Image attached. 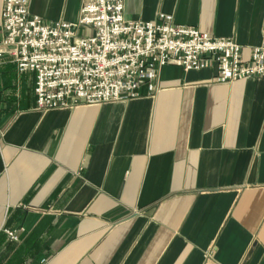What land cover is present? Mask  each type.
Masks as SVG:
<instances>
[{"label":"crops","instance_id":"crops-1","mask_svg":"<svg viewBox=\"0 0 264 264\" xmlns=\"http://www.w3.org/2000/svg\"><path fill=\"white\" fill-rule=\"evenodd\" d=\"M47 24L82 0H29ZM0 0V264H264V76L166 66L141 97L38 111L4 47ZM264 46V0H124L129 22ZM14 233L17 240L8 234Z\"/></svg>","mask_w":264,"mask_h":264},{"label":"built area","instance_id":"built-area-1","mask_svg":"<svg viewBox=\"0 0 264 264\" xmlns=\"http://www.w3.org/2000/svg\"><path fill=\"white\" fill-rule=\"evenodd\" d=\"M2 29L18 72L35 75L38 111L139 98L143 87L155 91L166 66L187 72L215 67L219 84L264 76V46L244 58L235 41L176 25L171 16L129 22L124 0H82L77 23L52 25L30 12L29 0H5ZM205 259L215 264L213 248Z\"/></svg>","mask_w":264,"mask_h":264},{"label":"rangeland","instance_id":"rangeland-1","mask_svg":"<svg viewBox=\"0 0 264 264\" xmlns=\"http://www.w3.org/2000/svg\"><path fill=\"white\" fill-rule=\"evenodd\" d=\"M10 232H8V234H9ZM14 234V233H13ZM11 238V237H10ZM12 239V238H11ZM13 240V239H12Z\"/></svg>","mask_w":264,"mask_h":264}]
</instances>
